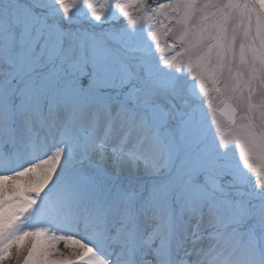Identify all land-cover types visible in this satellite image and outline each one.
<instances>
[{"label": "snow or ice", "instance_id": "6c2138e0", "mask_svg": "<svg viewBox=\"0 0 264 264\" xmlns=\"http://www.w3.org/2000/svg\"><path fill=\"white\" fill-rule=\"evenodd\" d=\"M0 264H264V0H0Z\"/></svg>", "mask_w": 264, "mask_h": 264}, {"label": "bare ground", "instance_id": "6f19581e", "mask_svg": "<svg viewBox=\"0 0 264 264\" xmlns=\"http://www.w3.org/2000/svg\"><path fill=\"white\" fill-rule=\"evenodd\" d=\"M60 250L65 252L69 251V249H63V248H61Z\"/></svg>", "mask_w": 264, "mask_h": 264}]
</instances>
